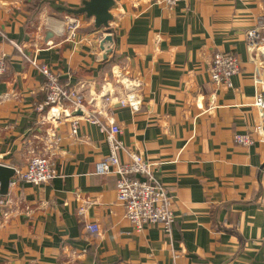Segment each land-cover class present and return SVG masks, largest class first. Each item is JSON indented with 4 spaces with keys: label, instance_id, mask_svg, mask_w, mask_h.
<instances>
[{
    "label": "crops",
    "instance_id": "0c3cea01",
    "mask_svg": "<svg viewBox=\"0 0 264 264\" xmlns=\"http://www.w3.org/2000/svg\"><path fill=\"white\" fill-rule=\"evenodd\" d=\"M83 1L0 0V57L7 63L0 164L16 180L0 194L10 199L0 206V264H264V143L233 142L254 124L262 57L245 34L264 20V0H186L174 8L118 0L107 28L82 14L67 41L66 13L57 7L76 9ZM106 34L112 50L102 59ZM217 51L240 60L230 87L210 79ZM22 54L69 86L81 83L85 109L51 120L39 109L45 78ZM90 115L120 128V160L130 151L156 164L154 177L172 197L170 236L157 226L135 231L124 217L117 175L95 173L108 145ZM33 154L55 162L58 175L49 183L18 177ZM91 223L98 232L88 230Z\"/></svg>",
    "mask_w": 264,
    "mask_h": 264
},
{
    "label": "built area",
    "instance_id": "2783aa9c",
    "mask_svg": "<svg viewBox=\"0 0 264 264\" xmlns=\"http://www.w3.org/2000/svg\"><path fill=\"white\" fill-rule=\"evenodd\" d=\"M186 0H160L167 8H174L180 2ZM80 15L67 14L62 25L65 30V40L72 41L76 36V30L80 25ZM246 44L248 48L256 51V47L264 43V20L246 31ZM19 49V47L16 46ZM20 50V49H19ZM24 59L33 66L39 74L44 76L45 99L40 110L47 109L46 114L51 120H59L60 117H69L71 113L83 111L84 97L81 91L82 84L69 86L60 81L58 74L46 63L38 62L35 58L22 54ZM262 63L264 53L261 50ZM241 63L233 52H214L210 59L209 75L215 85L231 86V78L238 74ZM7 63L0 57V77L6 73ZM255 95L251 108L254 115L253 127L244 133L233 134V142L241 146H250L254 143H264V68L259 70L254 79ZM61 108V114L58 110ZM88 119L98 125L99 131L104 134L108 145V152L94 164L97 175L114 173L117 175L115 183L116 202L122 206L124 217L129 221L135 231H140L146 226H157L166 236L171 235L172 224L175 215L170 209L171 196L165 186L154 177L156 164L149 161L141 154L128 152L127 160H120L119 153L124 150L123 142L118 138L120 128L115 123H104L93 115ZM77 119L71 121V132L77 131ZM58 175L55 162L51 157L33 154L28 160L23 171L18 177L31 185L47 184ZM15 179L9 182L14 185ZM8 185V186H9ZM10 199L0 198V206H8ZM83 209L77 213L81 215ZM10 211L4 209L2 216H7ZM88 230L98 232L96 224H88Z\"/></svg>",
    "mask_w": 264,
    "mask_h": 264
},
{
    "label": "water",
    "instance_id": "95a60500",
    "mask_svg": "<svg viewBox=\"0 0 264 264\" xmlns=\"http://www.w3.org/2000/svg\"><path fill=\"white\" fill-rule=\"evenodd\" d=\"M118 0H85L79 8H67L66 13L72 15H85L92 19L95 28H107L113 17L110 9ZM102 59H106L112 50V36L106 34L100 41ZM80 114V111L75 112ZM14 170L8 166L0 164V194L5 195L9 182L12 180Z\"/></svg>",
    "mask_w": 264,
    "mask_h": 264
},
{
    "label": "rangeland",
    "instance_id": "374dc122",
    "mask_svg": "<svg viewBox=\"0 0 264 264\" xmlns=\"http://www.w3.org/2000/svg\"><path fill=\"white\" fill-rule=\"evenodd\" d=\"M66 16H67V14H63V16H62V18H61V20L62 21H64L65 20V18H66ZM81 16V15H80ZM80 26V25H79ZM79 28V27H78ZM78 30V29H77ZM64 32H63V34H64V36H65V30H63ZM258 49L257 50H264V43H262V44H260L258 47H257ZM260 48V49H259ZM263 48V49H262ZM261 67L262 68H264V63H262L261 64Z\"/></svg>",
    "mask_w": 264,
    "mask_h": 264
},
{
    "label": "trees",
    "instance_id": "16d2710c",
    "mask_svg": "<svg viewBox=\"0 0 264 264\" xmlns=\"http://www.w3.org/2000/svg\"><path fill=\"white\" fill-rule=\"evenodd\" d=\"M57 8L60 9V10H64V12L66 13L67 7H57ZM66 14H68V13H66Z\"/></svg>",
    "mask_w": 264,
    "mask_h": 264
},
{
    "label": "bare ground",
    "instance_id": "6f19581e",
    "mask_svg": "<svg viewBox=\"0 0 264 264\" xmlns=\"http://www.w3.org/2000/svg\"><path fill=\"white\" fill-rule=\"evenodd\" d=\"M101 38H103V36L101 37ZM263 49V48H262ZM263 51V53H264V50H262Z\"/></svg>",
    "mask_w": 264,
    "mask_h": 264
}]
</instances>
